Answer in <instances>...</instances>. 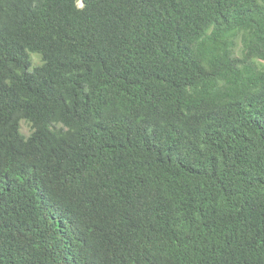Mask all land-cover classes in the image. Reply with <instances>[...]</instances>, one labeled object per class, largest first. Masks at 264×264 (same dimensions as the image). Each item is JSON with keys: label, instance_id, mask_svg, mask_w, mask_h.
Instances as JSON below:
<instances>
[{"label": "trees", "instance_id": "trees-1", "mask_svg": "<svg viewBox=\"0 0 264 264\" xmlns=\"http://www.w3.org/2000/svg\"><path fill=\"white\" fill-rule=\"evenodd\" d=\"M79 1L0 0V264H264V0Z\"/></svg>", "mask_w": 264, "mask_h": 264}, {"label": "rangeland", "instance_id": "rangeland-1", "mask_svg": "<svg viewBox=\"0 0 264 264\" xmlns=\"http://www.w3.org/2000/svg\"><path fill=\"white\" fill-rule=\"evenodd\" d=\"M32 63H33V65L40 64L39 58L37 56L33 55L32 56ZM262 64H264V63H262ZM21 131L24 135H27L30 132L29 126L25 122H21Z\"/></svg>", "mask_w": 264, "mask_h": 264}, {"label": "water", "instance_id": "water-1", "mask_svg": "<svg viewBox=\"0 0 264 264\" xmlns=\"http://www.w3.org/2000/svg\"><path fill=\"white\" fill-rule=\"evenodd\" d=\"M77 3L79 4V6H81V4H80V1H79V0H77Z\"/></svg>", "mask_w": 264, "mask_h": 264}]
</instances>
